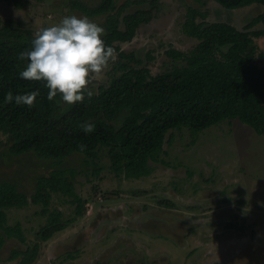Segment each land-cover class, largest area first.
I'll list each match as a JSON object with an SVG mask.
<instances>
[{"label":"rangeland","instance_id":"374dc122","mask_svg":"<svg viewBox=\"0 0 264 264\" xmlns=\"http://www.w3.org/2000/svg\"><path fill=\"white\" fill-rule=\"evenodd\" d=\"M81 1L95 6L101 0ZM150 6L151 20L121 47L148 62L152 73L170 65L166 49L186 51L197 42L181 30L187 6L205 11V20L236 27L264 10L257 2L226 8L214 0H143L123 13ZM106 16L86 15L69 0H0L2 21L36 34L57 25L90 44L104 33ZM255 42L264 52V36ZM257 63L264 66V57ZM112 65L107 59L80 71L62 69L60 79L96 89L114 74ZM166 138L171 140L149 162L150 174L137 178L116 175L105 147L94 160L75 152L55 165L32 152L10 155L0 144V181L30 195L39 176L58 166L73 168L74 190L85 201V212L47 240L37 235L46 219L41 204L9 208L8 223L20 222L23 239L0 229V264H264V134L234 118L205 128L194 142L186 128L172 129ZM72 200L54 193L50 208L68 218L76 207ZM27 247L34 248V260L23 263L26 256L14 253Z\"/></svg>","mask_w":264,"mask_h":264},{"label":"trees","instance_id":"16d2710c","mask_svg":"<svg viewBox=\"0 0 264 264\" xmlns=\"http://www.w3.org/2000/svg\"><path fill=\"white\" fill-rule=\"evenodd\" d=\"M101 0L89 6L69 0L86 15L107 13L104 33L90 44L67 29L44 26L34 33L0 20V144L10 155L32 152L40 159L61 164L72 153L94 160L105 147L109 167L116 175H149L163 150L167 133L186 128L194 142L200 131L226 119H238L264 134V57L255 38L264 36V10L242 27L228 21L205 20V11L187 6L182 32L197 42L183 51L165 50L167 69L152 73L148 62L121 43L132 40L138 27L153 16L152 6L123 11L143 0ZM226 8L264 0H214ZM152 2V1H151ZM201 18V19H199ZM257 24L262 27L255 28ZM112 59L114 74L96 89L74 79H60V71H80ZM75 170L55 167L36 180L30 195L8 180L0 181V229L7 237L23 239L20 222L8 223L7 210L41 204L46 215L37 235L49 239L85 212V201L74 190ZM73 197L68 218L50 208L54 193ZM4 240L0 236V245ZM33 251V252H32ZM23 253V263L34 260V248ZM73 257L72 253H68Z\"/></svg>","mask_w":264,"mask_h":264}]
</instances>
